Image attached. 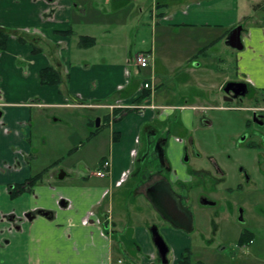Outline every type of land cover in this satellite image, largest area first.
Returning a JSON list of instances; mask_svg holds the SVG:
<instances>
[{
	"label": "crops",
	"instance_id": "crops-1",
	"mask_svg": "<svg viewBox=\"0 0 264 264\" xmlns=\"http://www.w3.org/2000/svg\"><path fill=\"white\" fill-rule=\"evenodd\" d=\"M259 1L0 0V27L33 43L11 35L0 52V264H119L124 256L116 234L125 222L113 203L117 192L150 200L146 190L163 182L193 207L190 187L216 195L221 188L252 191L264 177V102L231 108L222 86L239 77L264 99V3L251 9ZM82 25L89 33L79 32ZM239 25L243 48L235 49L227 40ZM79 35L95 43L80 47ZM33 45L41 50L33 52ZM140 52L150 56L145 68L136 62ZM48 66L59 69L61 84L41 83ZM211 77L217 82L209 84ZM147 81L153 89L144 88ZM115 100L148 107L112 119L104 105ZM98 117L104 129L85 144L75 131L60 133L75 123L86 139ZM217 126L225 130L222 141L206 134ZM251 130L261 139L243 138ZM62 137L80 148L64 150ZM88 145L97 149L95 171L77 154ZM105 158L112 172L98 177ZM47 167L41 182L11 197V186ZM144 204L135 216L154 220ZM40 209L49 217L23 216ZM163 234L178 261L185 235L167 228ZM134 236L144 264H152L149 226L138 225ZM255 243L254 233L239 250L253 258Z\"/></svg>",
	"mask_w": 264,
	"mask_h": 264
},
{
	"label": "rangeland",
	"instance_id": "rangeland-1",
	"mask_svg": "<svg viewBox=\"0 0 264 264\" xmlns=\"http://www.w3.org/2000/svg\"><path fill=\"white\" fill-rule=\"evenodd\" d=\"M263 3L264 0L252 4L251 9H255ZM259 7L262 8V6ZM87 17L89 19V16H86L85 18ZM79 27H83L80 28L79 32L89 33V29L84 28L87 27L86 25L78 26V28ZM140 36L141 35H137L135 41H138ZM183 36L186 35L183 34ZM132 41L133 39L131 38L128 45H131ZM217 49H219L218 46ZM135 52L136 51H133V53ZM82 54L85 55L84 57L86 59H89V50L88 52H82ZM211 78L213 81H209V84L217 82V77ZM234 79L244 83L239 77H235ZM225 84L222 86L223 91ZM216 89L217 87L212 88L213 91H216ZM233 104L235 103H231V105ZM73 127L75 129H72ZM81 128V126L72 123L71 126H63L60 133L68 137V135L75 131L80 137H82V144H85L89 139L93 138L101 131L99 130L94 135L89 133L85 139V137H83V131H80ZM214 128L213 131L206 134H209L210 138L222 141L225 137V130L223 128H218V126ZM102 129H104L103 126ZM62 138L64 139V137ZM78 145L79 144H77V146L75 145L76 147L72 146L64 139L61 148H64V150L70 148L69 151H74L76 148V150H78V147L80 148ZM95 150H97L95 147L88 145L85 148L79 149L77 152L79 158H81L80 160H86L90 171L96 170V165H92L95 162L91 161L96 152ZM253 186L252 191L233 190L234 192H231L230 190L221 188L219 190L221 191V194L219 195L209 192L210 189L207 188L205 189L207 190L205 193H200L203 190L201 188L194 190H192V187L189 188L191 193L190 196L195 198L189 202V205L193 206L190 210L193 213L192 215L194 219V233L191 236L194 241L193 261L201 259L204 264H264V189H261L264 188V177L260 178V181H257V184H253ZM107 195L108 199L112 197V190H110ZM202 197L210 203H204V201L202 203L198 202ZM145 198H138L136 200L135 194H132L130 191H126L125 193L124 191L121 193H115L113 203L116 207V211L122 210V214L118 213L117 216L122 217L125 222L123 227H120L124 232H118L116 234L117 238H122V251L120 252L122 256H124L120 257L122 258V264H144L142 258L143 252H140V247L134 236L138 225L146 224V226L151 227L156 224L160 226L167 224L164 221V216L160 212H155V205L152 201L146 200L147 198ZM144 203L149 205L154 220L143 221L144 214L139 217L138 215L137 217L135 216V213L138 211L143 212V210H145ZM243 229H250L255 233L256 243L252 247L256 249L258 253L253 258H250L239 250H245V248H239L237 242L239 233ZM173 254H175L174 251H171L168 256L171 262L173 260ZM115 261H117V259Z\"/></svg>",
	"mask_w": 264,
	"mask_h": 264
},
{
	"label": "flooded vegetation",
	"instance_id": "flooded-vegetation-1",
	"mask_svg": "<svg viewBox=\"0 0 264 264\" xmlns=\"http://www.w3.org/2000/svg\"><path fill=\"white\" fill-rule=\"evenodd\" d=\"M234 83V85H231V91L228 93V96L232 98V100L230 101H226L225 100V97H226V93L225 91H223V101L225 104H227L229 107L231 108H234V109H239L241 108L244 104H251V107H258L261 103L263 104L264 102V99L263 98H260V97H257L252 91L251 89H249L250 87L247 86V90L245 92V94H236L240 91H242V87L238 86L236 83L238 82H241V81H228L226 82L225 86H227L228 83ZM246 99V100H245ZM230 103V104H229ZM231 103H235L233 105H231ZM246 106V105H244ZM253 120L255 122L259 121V118L257 117L256 113L255 115L253 116ZM248 136L250 137H253V138H256V137H261L260 136V133L258 131H255V130H251L249 132H247V134H245V136H243V138H246ZM262 140H263V144H264V135H262ZM261 139V138H260ZM264 159V157H263ZM216 170H221L220 167L216 168ZM151 186L149 187L147 190H146V193L147 192H150L152 191V198H156L157 202L159 203V205L162 207V209L167 213V214H170L171 215H178V217H176V221L175 223H171L169 220H167L166 218H164V221L167 223L165 224L164 226H160L158 224L156 225H153V226H157L159 231L161 232V234L163 235L165 241L167 242V244L169 245V253L167 255V257L169 256V254L171 253V251H174L173 248L171 247L170 243L167 241L165 235L163 234V230L165 228L167 229H172V230H180L184 235H185V243H186V246H184L183 250H181L180 254H179V259L178 261H176L174 259V255L173 254V260L171 262V260L169 259V262L167 264H177L181 258V254L183 253V251L187 248H190L191 250V254H192V261H193V254H194V250H193V240L191 238L192 234L194 233V219H193V228L192 230H187L186 228L190 227L189 224H187V222L184 221V219L180 216L179 214V211L178 209L176 208L175 209V201L172 199V197L167 193V191L163 188V187H157L156 189ZM8 191L10 192L9 194L11 195L12 191L11 189H8ZM173 191L176 193L177 196H179L181 198V201H182V197L180 194L177 193V190L173 188ZM205 199V198H204ZM206 203H210L209 201H206ZM214 203V202H212ZM183 204V202H182ZM184 208L186 210H188L191 214H193L191 212V208L190 206L186 207L184 204H183ZM175 209V210H174ZM155 212H159L157 210V208L155 207L154 208ZM37 213V210L36 211H31V212H25L23 213V216L24 217H33L34 216V213ZM193 216V215H192ZM183 226V227H182ZM152 227V226H151ZM149 227V229L151 228ZM149 233H150V230H149ZM150 236H151V233H150ZM152 240V238H151ZM153 243V241H152ZM154 245V244H153ZM155 247V245H154ZM155 251H156V256H155V260L152 264H162V259L159 257V253L155 247ZM193 262H201V263H204L201 259L200 260H197V261H193Z\"/></svg>",
	"mask_w": 264,
	"mask_h": 264
},
{
	"label": "trees",
	"instance_id": "trees-1",
	"mask_svg": "<svg viewBox=\"0 0 264 264\" xmlns=\"http://www.w3.org/2000/svg\"><path fill=\"white\" fill-rule=\"evenodd\" d=\"M59 33L67 35V34H73V31L72 30L59 31ZM11 35L17 36L19 41L23 43L30 42L31 44H33L30 40H27V38L23 37L21 32L17 30L11 31L4 27H0V52L6 49L7 41ZM78 40H79L78 45L80 47H89L95 43V39L93 37H89L88 35H79ZM39 50L41 49L33 45V52L37 53L39 52ZM40 81L43 85L61 84L63 82V76L58 68L54 66H48V67L43 68L40 71ZM146 96H148V92H145L144 95L141 97V99ZM91 124L93 126V131L91 132L92 135L96 134L102 128V125H100L99 127H96L95 121H92ZM48 170L49 168L47 167L43 171L27 179L26 182L21 183V184L18 183V184L11 186L9 188L12 191L11 197L15 198L18 195H20L22 192L26 191L27 189L28 190L31 189L34 184L41 182L44 179V176L47 174ZM253 237H254V233L251 230L243 229V231L241 232L238 238V245L243 246V245L249 244V242L253 239ZM177 264H204V263L193 262L191 250L190 248H187L181 254V258Z\"/></svg>",
	"mask_w": 264,
	"mask_h": 264
},
{
	"label": "water",
	"instance_id": "water-1",
	"mask_svg": "<svg viewBox=\"0 0 264 264\" xmlns=\"http://www.w3.org/2000/svg\"><path fill=\"white\" fill-rule=\"evenodd\" d=\"M241 31H242L241 26H237L235 29H233L231 31V33L228 37V40H227L228 45H230L231 47H233L235 49H242L243 48V43L241 41ZM236 84L243 88L242 91H240L236 94H238V95L239 94H242V95L245 94V92L247 90L246 83L238 82ZM231 85H234V83H232V82L228 83L227 86H225V88H224V91L227 94L225 97L226 101L232 100V98L228 96V93L231 91ZM95 124H96V127L100 126V118L99 117L96 119ZM160 186L163 187L167 191V193L172 197V199L175 201V209L176 208L178 209L180 216L184 219L185 222H187V224H189L190 227H188L186 229L189 231L192 230V228H193V216L188 210H186L184 208L182 201H181V198L179 196H177L176 193L173 191V189L166 183H163V182L157 183L153 187L156 189L157 187H160ZM147 196L152 201V203L155 205L157 210L164 216V218L169 220L171 223H175V221L177 220L176 217H178V215H171V213L167 214L162 209V207L159 205L156 198H152V191L147 192ZM37 213L39 215L49 217V214L51 212L44 210V209H40L37 211ZM149 230L151 233V238H152L153 244L155 245V247L159 253V257L162 259V264H167L169 262V259L167 257V255L169 253V245L165 241L163 235L161 234V232L159 231L157 226H152Z\"/></svg>",
	"mask_w": 264,
	"mask_h": 264
},
{
	"label": "built area",
	"instance_id": "built-area-1",
	"mask_svg": "<svg viewBox=\"0 0 264 264\" xmlns=\"http://www.w3.org/2000/svg\"><path fill=\"white\" fill-rule=\"evenodd\" d=\"M136 62L140 67L145 68L150 63V56L147 53L140 52L136 56ZM144 88L153 89L152 84H150L149 81L144 83ZM104 107L109 109L111 117L113 119L115 116H122V114L127 110L145 109L148 106L142 103L126 105L120 100H115L112 103L104 105ZM111 172H112V161L110 158H105L101 161L99 165V169L96 171V175L98 177H106L109 176ZM123 180L124 177L121 178L116 184L121 185L123 183ZM118 263L122 264V259H119Z\"/></svg>",
	"mask_w": 264,
	"mask_h": 264
}]
</instances>
